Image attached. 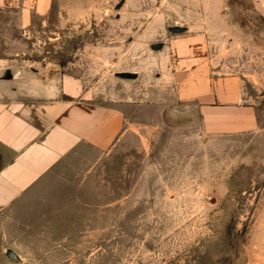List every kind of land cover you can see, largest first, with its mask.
<instances>
[{
  "label": "rangeland",
  "instance_id": "1",
  "mask_svg": "<svg viewBox=\"0 0 264 264\" xmlns=\"http://www.w3.org/2000/svg\"><path fill=\"white\" fill-rule=\"evenodd\" d=\"M53 3L32 17L54 22L38 28L59 43L45 44L58 49L53 73L100 100L146 95L128 98L112 146H81L0 212V264H264V0ZM186 58L244 79L258 128L207 134L198 114L168 124L153 90L168 94Z\"/></svg>",
  "mask_w": 264,
  "mask_h": 264
},
{
  "label": "crops",
  "instance_id": "2",
  "mask_svg": "<svg viewBox=\"0 0 264 264\" xmlns=\"http://www.w3.org/2000/svg\"><path fill=\"white\" fill-rule=\"evenodd\" d=\"M59 6L53 0H0V212L46 184L81 146L99 150L112 146L126 125L125 107L132 105L128 98L142 101L146 95L142 90L133 94L108 90L100 100L97 87L85 88L78 78L53 73L58 49L45 44L59 43L38 28L54 22L32 17L47 16ZM163 47V42L150 45L154 51ZM179 64L180 74L170 79L172 90L160 96L157 91L163 89L153 90L168 124H191L198 114L207 134L258 128L256 105L244 79L216 74L209 63L195 59ZM119 76L128 81L138 72L123 71ZM187 103L194 105L179 106Z\"/></svg>",
  "mask_w": 264,
  "mask_h": 264
}]
</instances>
